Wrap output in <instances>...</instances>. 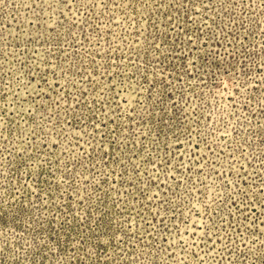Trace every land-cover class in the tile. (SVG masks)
Returning <instances> with one entry per match:
<instances>
[{"label": "rangeland", "instance_id": "rangeland-1", "mask_svg": "<svg viewBox=\"0 0 264 264\" xmlns=\"http://www.w3.org/2000/svg\"><path fill=\"white\" fill-rule=\"evenodd\" d=\"M0 264H264V0H0Z\"/></svg>", "mask_w": 264, "mask_h": 264}]
</instances>
